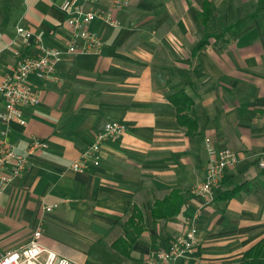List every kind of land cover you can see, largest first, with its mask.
<instances>
[{"label":"crops","instance_id":"obj_1","mask_svg":"<svg viewBox=\"0 0 264 264\" xmlns=\"http://www.w3.org/2000/svg\"><path fill=\"white\" fill-rule=\"evenodd\" d=\"M63 1L0 0V84L21 42L16 24L50 46L68 39ZM115 16L120 28L91 26L99 50L64 57L52 81L30 76L40 102L22 108L21 121L0 120V147L3 129L19 155L33 138L45 143L0 195V256L39 230L57 259L146 264L194 219L198 241L179 264H264V170L254 161L264 152V0H128ZM178 96L191 101V134ZM107 121L126 130L101 143L98 165L73 171ZM206 138L238 155L210 200L196 192Z\"/></svg>","mask_w":264,"mask_h":264},{"label":"built area","instance_id":"obj_2","mask_svg":"<svg viewBox=\"0 0 264 264\" xmlns=\"http://www.w3.org/2000/svg\"><path fill=\"white\" fill-rule=\"evenodd\" d=\"M92 0H64L60 8L65 15L64 25L68 31V39L61 46H50L43 37L31 29L16 24V36L21 42L13 47L14 64L10 72L0 84V96L4 109L0 114L1 122L7 126L14 121H21L22 108L32 107L40 102L39 91L31 83L30 76L52 81L56 65L66 56L75 53H87L99 50L101 38L91 30L95 21L111 28L122 25L115 16V11L122 9L128 0H108V7L94 8ZM99 2L100 0H95ZM126 130L120 121H107L102 129L94 133L93 142L82 152L78 160L70 164L73 171L82 172L89 161L94 165L100 163L101 143L106 139L118 138ZM0 147V195L4 189L27 168L28 159L36 150L45 146L43 141L33 138L24 155H19L6 140V129L1 131ZM208 153L203 180L196 186V192L210 200L213 189L219 184L228 166L238 161L237 152L224 148L215 149L208 138L205 139ZM254 161L259 169L264 170V152L255 155ZM9 166V171L6 167ZM53 206L45 207L47 212ZM195 217V216H194ZM191 219L184 231L176 235L170 243L154 251L146 257V264H179L197 244V230ZM41 233L34 231L31 241L17 250H8L0 256V264H78L66 259H57L56 254L46 249L39 242Z\"/></svg>","mask_w":264,"mask_h":264},{"label":"trees","instance_id":"obj_3","mask_svg":"<svg viewBox=\"0 0 264 264\" xmlns=\"http://www.w3.org/2000/svg\"><path fill=\"white\" fill-rule=\"evenodd\" d=\"M209 15H210V10L209 9L204 10V12L202 14V18H203L202 21L206 22V20L208 19ZM237 28H239V23L238 22L234 23L233 25L226 26L224 28V30L225 31H231L232 29H237ZM208 36H210V34L207 35L206 37H204L199 42L198 47L203 46V45L206 44V39H207ZM173 101H174V103L177 106V117H178L179 123L184 125V126H186L188 133L191 134L196 129V120L190 114H187V113L184 112L185 108H187L188 110L191 109V101L188 98L183 97V96H178ZM180 104H181V106H183L182 108L180 107ZM232 193H235V189L232 191ZM176 200L177 199H174V197L173 198L171 196L169 197V201L172 204H174V202H176ZM166 201L167 200L165 198V199H163V201H159L156 204H158V205H162V203L169 204V202L168 201L166 202ZM171 209L174 210L175 208L174 209L171 208ZM130 225L132 226V223H130Z\"/></svg>","mask_w":264,"mask_h":264}]
</instances>
